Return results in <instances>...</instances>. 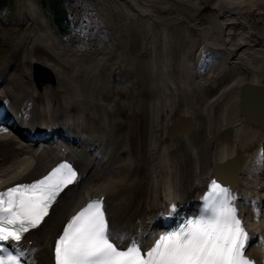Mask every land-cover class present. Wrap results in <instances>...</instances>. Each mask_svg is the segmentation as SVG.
I'll use <instances>...</instances> for the list:
<instances>
[{
	"label": "bare ground",
	"instance_id": "6f19581e",
	"mask_svg": "<svg viewBox=\"0 0 264 264\" xmlns=\"http://www.w3.org/2000/svg\"><path fill=\"white\" fill-rule=\"evenodd\" d=\"M15 1L13 13L18 15L16 21L10 19L13 13L9 19L4 18L5 15L0 16V45L4 46L10 39L14 47L4 60H0V191L39 178L65 162L70 163L79 176L76 183L61 193L45 222L25 234L19 246V250L25 253L23 264H50L52 255L48 247L54 237L84 205L101 198L106 204L111 227L125 234L128 240L141 241L143 248L150 249L180 216L199 210L204 191L214 180L212 166L234 155L241 156L235 184L229 185L226 180L231 177L235 163L218 169L217 176L236 198L239 216L250 234L246 255L256 264H264V209H261L264 207V123H251L238 108L240 84L247 81L264 87V0H125L136 12L119 9V29L125 26L129 30L117 34L119 42L115 39L110 45L119 52L128 44L129 51H132L131 44H136L140 36L135 53L139 60L146 57L143 59H148L153 66L150 65V70L137 67L139 72L132 74L133 66L126 65L131 60L128 57L124 59L128 49L116 55L110 52L108 62L103 61L100 68L108 66L106 72L112 71L111 75L102 73L90 84L89 90L91 93L94 91L92 95L96 91L98 94L91 99L99 96L103 100L101 102L98 98L99 104L91 101L93 107H99L96 110L89 104L85 109L77 110L78 106L82 107L78 104L82 97L80 101H70V93L75 92L78 97L84 94L79 86L68 84L70 78L66 81L68 74L63 75L53 57L59 55L55 49L53 56L45 54L46 57L30 50L31 46L35 48L34 41L41 48L44 45L40 44L41 34L29 40L33 32L29 28L33 21L31 14L44 13L39 1ZM115 1L108 0V3ZM70 2L75 5L76 1ZM62 3L68 20V33L64 35H68L70 22L64 0ZM106 9L105 12L109 10ZM71 11L74 24L81 26L73 17V12L79 13ZM163 13L167 16H162ZM112 16L109 19L105 16V20L115 21L116 16ZM140 16L148 17L152 23L166 24L154 31L150 22L145 24ZM103 23L107 25V22ZM134 23L143 27L137 31ZM248 23L254 31H247ZM109 25L106 30L114 36ZM235 28L240 31H235ZM12 34L20 35L16 42L17 37ZM45 34H49L48 29ZM149 43L151 47H148ZM55 44L58 45L57 42ZM176 45L177 49L172 47ZM254 46L262 50L252 51ZM181 47L184 49L182 52ZM175 55L183 58L179 61L180 69L177 64L171 65ZM113 57L118 59L113 60ZM191 59L195 60V64L192 62L194 68L189 66ZM34 63L48 68L53 75L52 80L36 77L32 72ZM124 64L125 69H122ZM162 64L165 69H162ZM203 65H208L204 70L206 73L201 72ZM122 75H129L128 80L132 81V87L139 95L133 96L132 88H126V84L120 86L123 80L119 77ZM59 85L66 86V94L69 92L67 102L59 93L63 90ZM142 91L145 94H140ZM144 95L150 97L148 104L140 101ZM229 95L232 97L226 101ZM250 102L257 110H264V94L252 93ZM116 105L123 108L117 110ZM59 106L67 108L65 118ZM100 106L105 109L102 119ZM181 117H186L191 127L184 132L176 128L172 135L166 134L167 127H177ZM226 127L230 129V135L222 139L219 132ZM114 129L121 130L118 140L114 138L117 132ZM251 145L254 148L258 146L254 149ZM126 157L133 163L129 165ZM160 158L170 176L168 184L160 180V175H155V166L159 171L162 168ZM146 161L151 162L148 168ZM125 163L129 166L126 167ZM125 168L132 172L126 189L123 178L118 176ZM166 176L164 172L163 177ZM139 194L141 202L137 201ZM172 205L178 206V213L170 214ZM159 229L161 234L157 235ZM128 240L123 243L126 245Z\"/></svg>",
	"mask_w": 264,
	"mask_h": 264
},
{
	"label": "snow or ice",
	"instance_id": "6c2138e0",
	"mask_svg": "<svg viewBox=\"0 0 264 264\" xmlns=\"http://www.w3.org/2000/svg\"><path fill=\"white\" fill-rule=\"evenodd\" d=\"M78 179L65 162L37 181L0 191V264H23L19 246L25 234L45 222L61 193ZM202 199L197 216L183 218L147 251L143 242L111 227L102 198L90 201L56 239L55 264H256L246 255L251 237L229 189L213 180ZM169 212L178 213V206Z\"/></svg>",
	"mask_w": 264,
	"mask_h": 264
},
{
	"label": "rangeland",
	"instance_id": "374dc122",
	"mask_svg": "<svg viewBox=\"0 0 264 264\" xmlns=\"http://www.w3.org/2000/svg\"><path fill=\"white\" fill-rule=\"evenodd\" d=\"M39 1V0H38ZM76 2H75V5L72 3V2H70V0H64V4H65V7H66V10H67V12H68V17H69V22H70V29H71V32L68 34V35H61V34H59L58 32H57V30L54 28L55 26H54V24L52 23V20H51V18H50V14H49V12L46 10V9H43V12L44 13H41V14H38V13H33L34 12V10L32 11V13L33 14H31L32 16V18H33V21H32V24L31 23H29L30 25H29V28H30V30L31 31H33V32H31V35H30V37H29V40L30 39H32V37H33V39H34V37L36 36V35H42V37H41V35H40V44H41V42L44 44H41V46L43 45V48H41L38 44H37V42L36 41H34V42H32V43H34L35 44V48L34 47H32L31 46V51H35V52H37V55L38 56H44V57H46V55H54L55 53L53 52V49H55L58 53H59V55H56L55 54V56H53V57H55L56 58V60H57V64L59 65V67H61V70L64 72V76L66 75V74H68V77L67 76H65V78H66V81L69 79V80H72L71 82L68 80V84L70 83V85H74L75 87L76 86H79L80 88H81V90H82V92H83V94L84 95H81V96H79L78 97V95H74V93L75 92H72V93H70V96L72 97V100H70V101H74L75 99L77 100L78 99V101H80L79 100V98L80 97H82L84 100H86L87 99V101H83V99L82 98H80V99H82L81 100V102H78V104L79 105H81L82 107H80V106H78L76 109L77 110H83V109H85V107H86V105H91L92 107L91 108H94L95 110H96V107H98V106H94L93 107V105H92V103L93 102H91V101H94L95 103H98L99 104V99H100V101L102 102L103 100H101V97H99V96H97V98L95 99V100H92L91 99V96H93V95H98L97 94V91H96V93L95 94H93L92 95V93L94 92V91H92V93H91V90H89L90 89V87H91V85L90 84H92L94 81H93V79L96 81V79H98L99 77H101V74L103 73V74H106V73H108L109 75H111V72L112 71H107L106 72V70L108 69L107 67H104V68H100V65L102 66V62L103 61H105V62H108V59H109V56H107V55H110V52H111V55H116V54H119V52H125V49L127 48L128 49V52L126 53V55H125V57H124V59H126L127 57H128V59H130L131 60V62H129V60H128V62L126 63V65H127V67H129V66H133L132 68L133 69H131L132 70V74L133 73H137V72H139V70L137 69V67H140V69H143V68H145V67H147L149 70H150V67L151 66H153V65H151V63L148 61V59H146L147 61H145L144 59L146 58V57H141V61L139 60V57H138V55H136V53H135V51L138 49V47H139V43H140V41H141V37L139 36V39H138V41H136V44H134V43H132L131 44V46H132V48H131V50L132 51H129V47H128V44H126V46L124 47V48H122V49H119V52H118V50H114V48H115V46H112V45H110L112 42H113V40H115L116 39V35L117 34H120V33H125V31L126 32H128V30L129 29H126V27L124 26L123 27V29H119V28H121V26H120V18H121V16L119 15L120 14V11H119V9H125V10H130L131 12L133 11L134 13L136 12V10H134L133 9V7H131L130 5H129V3L128 2H126L125 0H116L114 3H108V0H75ZM103 1V2H102ZM119 1V2H118ZM15 0H6V2L4 3V4H2V5H0V16L1 15H5V17L4 18H6V19H9L10 18V15H11V13H13V7L15 6L14 4H15ZM40 4V3H39ZM109 4H110V6H109ZM122 4V5H121ZM41 5V4H40ZM107 5H108V7H107ZM112 5V6H111ZM42 6V5H41ZM104 6H106V7H104ZM125 6V7H124ZM93 9H92V8ZM12 8V9H11ZM43 8V7H42ZM69 8V9H68ZM71 8V9H70ZM75 8V9H74ZM104 8V9H103ZM107 8V9H106ZM77 9V10H76ZM97 9V10H96ZM105 9L106 10H108V11H106L105 12ZM71 10H73V11H75L76 13L78 12L79 14L78 15H76L74 12H73V17L74 18H77L76 19V21L78 20L80 23H81V26L80 25H75L74 24V20H73V18H72V16L70 15V12L72 13V11ZM80 10V11H79ZM82 10V11H81ZM94 10H96V11H98L97 13H96V11L94 12ZM101 11V12H100ZM80 12H82V14L80 13ZM94 13V14H93ZM116 13H117V15H116ZM14 14V13H13ZM75 14V15H74ZM81 14V15H80ZM165 14L166 13H163L162 14V16H165ZM6 15H7V17H6ZM101 15V16H100ZM111 15H113L112 17H115L116 19H115V21H111V20H105V16H106V19H109V18H111ZM78 16V17H77ZM83 16V17H82ZM166 16H167V14H166ZM18 17V15L17 14H14L10 19L11 20H14V21H16V18ZM108 17V18H107ZM83 18H85V19H83ZM140 18H142V19H144V17L143 16H140ZM148 17H146L145 19H144V23L145 24H147L148 23V21L150 22L149 23V25L151 26V27H153V30L154 31H156L157 29H159V28H163V26H165V24L166 23H163V26H162V24H159L160 22H158V21H156V22H153L152 23V21L148 18ZM84 20H85V22H84ZM116 20H118L117 22H116ZM163 20H166V19H163ZM162 20V21H163ZM238 20H241L243 23L244 22H246V21H243L242 19H240V18H238ZM45 21V22H44ZM77 21V22H78ZM107 22L106 24L107 25H109L110 26V30H111V28H112V30H111V32L113 33V35L114 36H111L110 35V33H109V30H106V29H108V27H107V25H105V23H103V22ZM41 22V23H40ZM78 22V23H79ZM89 24H88V23ZM113 22V23H112ZM119 22V23H118ZM113 25H112V24ZM152 23V24H151ZM0 24H1V22H0ZM83 24V25H82ZM88 24V25H87ZM100 24V25H99ZM159 24V25H158ZM86 25L88 26V27H86ZM91 25V26H90ZM103 25H105V26H103ZM136 25V26H135ZM242 25V24H241ZM118 26V27H117ZM246 26H247V24H246ZM90 27H92V28H90ZM103 27V28H102ZM133 27L137 30V31H139L138 30V28H142L143 26H139V23H137V24H133ZM137 27V28H136ZM45 28V29H44ZM87 28H88V30H87ZM48 29V31H49V34H45L46 33V30ZM82 29V30H81ZM90 29V30H89ZM236 29V30H235ZM234 30L235 31H240V29H238V28H235ZM247 31H254L255 29L254 28H250V26H249V23H248V26H247ZM254 29V30H253ZM44 30V31H43ZM51 30V31H50ZM80 30L82 31V32H80ZM85 30V31H84ZM88 31V33H87V31ZM100 30V31H99ZM103 30V31H102ZM105 31H107V32H105ZM159 31V30H158ZM34 32H35V35H34ZM37 32V33H36ZM90 32H92V33H90ZM99 32V33H98ZM39 33V34H38ZM68 33V32H67ZM67 33H65V34H67ZM79 33V34H78ZM83 36H82V35ZM85 34V35H84ZM108 34V35H107ZM13 36H15V37H17L16 39H15V42H16V40L18 39V37L20 36V35H17V34H12ZM33 35V36H32ZM80 35V36H79ZM97 35H99V37L97 36ZM107 35V36H106ZM110 35V36H109ZM68 36V37H67ZM89 36V37H88ZM148 36H149V34H148ZM44 37V38H43ZM98 37V38H97ZM108 37V38H107ZM112 37V38H111ZM43 38V40H41ZM54 38V39H53ZM92 38H94V39H92ZM112 39V40H110V39ZM72 39V40H71ZM80 39V40H79ZM100 39V40H99ZM117 39H119L118 38V36H117ZM116 39V42L118 41ZM9 40L10 39H7V43H4V46H2V45H0L1 47L0 48H2V52L0 53V60L2 61V60H4L6 57H7V54H8V52H9V50L13 47V46H11V43L9 42ZM56 40V41H55ZM89 40V41H88ZM91 40V41H90ZM95 40V41H94ZM98 42H97V41ZM130 40L132 41V39L130 38ZM150 40V39H149ZM93 41H94V43H93ZM108 41V42H107ZM131 41H130V43H131ZM8 42H9V44H8ZM58 43V45L57 44H55V43ZM119 42V41H118ZM51 43H52V45H51ZM67 43V44H66ZM152 43V42H151ZM0 44H1V42H0ZM73 44V45H72ZM103 44V45H102ZM154 44H156V42L154 43ZM157 45V44H156ZM173 45V44H172ZM50 46V47H49ZM56 46V47H55ZM58 46V47H57ZM152 45L149 43L148 44V47H151ZM41 49H40V48ZM54 47V48H53ZM70 47V48H69ZM173 48H175V49H177L178 48V45H176V46H172ZM256 47V48H255ZM14 48V47H13ZM49 48V50H47ZM76 48V49H75ZM92 48V49H91ZM108 48V50H106ZM182 48L183 47H181L180 48V51L182 50ZM35 49V50H34ZM51 49H52V52H51ZM71 49V50H70ZM78 49H80V50H78ZM256 49H260V50H262L260 47L258 48V46H254V48H251V50L252 51H255ZM46 52H45V51ZM184 50V49H183ZM182 50V51H183ZM65 51V52H64ZM180 51H179V53H180ZM181 51V52H182ZM257 51V50H256ZM262 51H264V50H262ZM43 52V53H42ZM45 52V53H44ZM51 52V53H50ZM70 54H69V53ZM94 52H95V54H94ZM116 52V53H115ZM132 52V53H131ZM53 53V54H52ZM62 53V54H61ZM77 53V54H76ZM79 53V54H78ZM101 53V54H100ZM114 53V54H113ZM130 53V54H129ZM177 53H178V51H177ZM176 53V54H177ZM43 54V55H42ZM46 54V55H45ZM76 54V55H75ZM61 55V56H60ZM129 55V56H128ZM179 55V54H178ZM60 56V57H59ZM104 56V57H103ZM107 56V57H106ZM168 57H170V55H167ZM51 57V56H50ZM59 59H58V58ZM77 57H78V60H77ZM107 59H106V58ZM120 56H118V58H119ZM162 57V56H161ZM177 56L175 55V57L173 56V58H174V60H173V62L172 61H169V63H171V65H173L174 64V66H176L175 64H177V66L179 67L178 69H180V65H179V61H182V59L183 58H176ZM80 58V59H79ZM89 58V59H88ZM118 58H112L113 60H117ZM136 58V59H135ZM144 58V59H143ZM165 58V60L167 61V57H164ZM163 58V59H164ZM67 59V60H66ZM72 59V60H71ZM104 59H106V60H104ZM178 59V60H177ZM197 59H199V57L197 58ZM205 59H208V58H206L205 57ZM60 60V61H59ZM90 60V61H89ZM137 60V61H136ZM168 60H169V58H168ZM190 61V63H189V66L191 67L192 65H193V68H194V64H195V60L194 59H191V60H189ZM198 61H200V60H197V62ZM49 62H51L50 60H49ZM63 62V63H62ZM67 62V63H66ZM83 62V63H82ZM87 62H89V63H87ZM92 62V63H91ZM178 62V63H177ZM194 64H193V63ZM79 63H81V65L83 64V66H81ZM86 63L87 64H89V65H86ZM94 63V64H93ZM98 63H99V65H98ZM168 62H167V65L169 64ZM244 64H245V62H243ZM63 64H65V65H63ZM93 64V65H92ZM129 64V65H128ZM78 65V66H77ZM81 67H83V68H81ZM151 65V66H150ZM166 65V66H167ZM231 65V64H230ZM69 66V67H68ZM70 66H71V68H70ZM85 66V67H84ZM93 66V67H92ZM110 67V66H109ZM208 67V65H203V67H202V70L203 71H201V72H204V70H206V68ZM235 69H237L235 66H233ZM232 67V69H234ZM65 68V69H64ZM89 68V69H88ZM231 68V67H230ZM67 69V70H66ZM71 69H72V71H73V73L71 74V73H69V72H72L71 71ZM92 69V70H91ZM122 69H125V64L122 66ZM162 69H165L164 68V65L162 64ZM80 70V71H79ZM97 70H98V72H97ZM102 70V71H101ZM103 70H104V72H103ZM130 70V71H131ZM160 71H162V70H160ZM177 71V70H176ZM20 72V71H19ZM67 72V73H66ZM101 72V73H100ZM106 72V73H105ZM127 72V74H128V71H126ZM204 73H206V72H204ZM22 74V73H21ZM71 74V75H70ZM92 74V75H91ZM95 74V75H94ZM74 75V76H73ZM87 75V76H86ZM89 75V76H88ZM93 76V77H92ZM96 78H95V77ZM98 76V77H97ZM86 77H88L89 79L88 80H86ZM83 78L85 79V81L83 80ZM90 78H91V81H90ZM128 78H129V75L127 76V77H125V75H122V76H120L119 77V80H123V82H122V84L120 85V86H124L125 84H126V88H132V90H131V93H132V91H133V96H137L136 94H138L139 95V92L137 93L136 91H134V89H133V87H132V81H129L128 80ZM130 79V78H129ZM81 80V81H80ZM137 81V78H135L134 79V82L136 83V81ZM5 80H3L2 81V83L4 82ZM62 81V80H61ZM88 81V82H87ZM125 81H128L129 83H130V87H129V83L127 82V83H125ZM63 82V81H62ZM75 82V83H74ZM80 82V83H79ZM124 83V84H123ZM138 86V85H137ZM58 87H60V85L58 86ZM66 87V86H65ZM65 87H60V89L62 90L61 92H59L62 96H63V100L65 101V102H67L69 99H68V97L66 96L67 94H69V92L66 94V92H67V90H66V88ZM65 88V89H64ZM87 89H88V91H87ZM139 89V88H138ZM65 90V91H64ZM152 91V90H151ZM135 92V93H134ZM143 92V91H142ZM140 92V94H145V92ZM156 92V89H154V93ZM64 94V95H63ZM73 94V95H72ZM89 94V95H88ZM152 94H153V92H152ZM232 94V93H231ZM66 96V97H65ZM74 96V97H73ZM77 96V97H76ZM85 96L87 97V98H85ZM230 97H232V95H229L228 97H226V101H228L229 99H230ZM65 98V99H64ZM88 98H89V102H88ZM99 98V99H98ZM98 99V100H97ZM142 100V101H141ZM140 101L143 103V104H148L149 102H150V97H147L146 98V95H144V96H142V99H140ZM87 104H86V103ZM146 102V103H145ZM231 102V101H230ZM70 103V102H69ZM85 104V105H84ZM101 108H102V106H100ZM113 107V106H112ZM120 107V108H119ZM115 106V109H117V110H119V109H121V105L120 106ZM60 110H62V113H65V115H64V117L63 118H65L66 117V114L68 113V111H67V108H62L61 106H59L58 107ZM99 108V107H98ZM100 108V109H101ZM123 108V107H122ZM94 109H92V111H94ZM103 109V108H102ZM100 110V114H102L100 117H101V119H102V117L104 116V113H102V112H104V110L105 109H103V110ZM109 111H112V110H109ZM62 113H61V115H62ZM108 113V112H107ZM110 113V112H109ZM124 114H125V112H124ZM106 116V115H105ZM125 116V115H124ZM91 118H94V117H91ZM126 118H127V116H126ZM119 119H116V121H118ZM89 122H90V120H89ZM11 126H14V123H12V125ZM91 128V127H90ZM125 129H126V127L124 128V131H125ZM115 130L117 131L116 132V134H114V138H116L117 140H118V136H119V134H118V132L120 133V129L118 130V129H114V132H115ZM147 130V129H146ZM141 133H143V135L145 134V131H141ZM123 134H124V132H123ZM146 134H147V131H146ZM123 138H124V135L122 136ZM122 137H119L120 139H123ZM257 146L258 145H255V148H257ZM119 147H120V143H119V145L116 147V151L118 152V149H119ZM143 148H144V145L142 146ZM147 147V146H146ZM145 147V148H146ZM254 148V145H251V148ZM254 148V149H255ZM253 149V150H254ZM150 154V153H149ZM151 154H153V153H151ZM155 155H156V153H154ZM162 155V154H161ZM127 158V157H126ZM128 159V162H129V165L130 164H132L133 163V161H131L129 158H127ZM144 160H146V156H144ZM154 160V159H153ZM159 161H160V163H161V166H162V168L160 169V171L158 170V167H156L155 166V175L157 174V177H158V175H160V180L163 182V183H166V184H168L169 182H170V176H169V174H168V172H167V169L165 168V166H164V164H163V162H162V159L160 158L159 159ZM147 162V161H146ZM147 164H148V166H147V168L150 166V164H151V162L149 161V162H147ZM129 165H127L126 163H125V166L126 167H128ZM121 172H120V174L118 175V176H121L122 178H123V181H124V183H125V186H124V188L126 189L127 188V183H128V180L132 177V172H131V170H129V169H127V168H125V169H123V170H120ZM164 172H166L167 173V176L166 177H163L164 176ZM117 176V177H118ZM156 177V178H157ZM166 179H167V182H164V181H166ZM60 198V197H59ZM141 195L139 194L138 195V199H137V201H139V202H141ZM261 209H264V207L262 206L261 207Z\"/></svg>",
	"mask_w": 264,
	"mask_h": 264
},
{
	"label": "water",
	"instance_id": "95a60500",
	"mask_svg": "<svg viewBox=\"0 0 264 264\" xmlns=\"http://www.w3.org/2000/svg\"><path fill=\"white\" fill-rule=\"evenodd\" d=\"M33 74L41 79L46 80H52L53 75L50 72L48 68H46L44 65L40 63H34L32 67ZM254 92H259L264 94V87H262L259 84H254L251 82H243L239 85L238 88V108L240 113L251 123H264V110L260 111L254 108L250 102V95ZM190 122L186 117H181L178 121L177 127L175 125H170L166 129V134L172 135L175 132V129L178 128L179 131L184 132L185 130H188L190 128ZM230 135V129L228 128V131L221 130L219 132L220 138H228ZM241 159V156L234 155L230 158H227L221 162H216L212 168L211 172L214 175V180H220L218 179L217 173L218 169L227 167L231 164L235 163L232 175L230 178L226 179L229 185H234L236 181V174H237V165ZM211 183H209L210 186Z\"/></svg>",
	"mask_w": 264,
	"mask_h": 264
},
{
	"label": "trees",
	"instance_id": "16d2710c",
	"mask_svg": "<svg viewBox=\"0 0 264 264\" xmlns=\"http://www.w3.org/2000/svg\"><path fill=\"white\" fill-rule=\"evenodd\" d=\"M40 4L49 12L50 18L57 31L61 34L68 32V20L63 6V0H39ZM6 0H0V5Z\"/></svg>",
	"mask_w": 264,
	"mask_h": 264
}]
</instances>
